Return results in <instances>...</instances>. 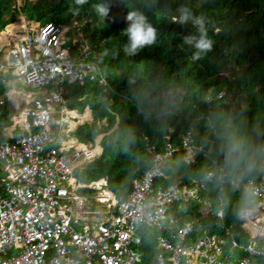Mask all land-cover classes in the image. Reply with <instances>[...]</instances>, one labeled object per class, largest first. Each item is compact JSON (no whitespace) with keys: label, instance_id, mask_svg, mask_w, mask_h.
Listing matches in <instances>:
<instances>
[{"label":"built area","instance_id":"2783aa9c","mask_svg":"<svg viewBox=\"0 0 264 264\" xmlns=\"http://www.w3.org/2000/svg\"><path fill=\"white\" fill-rule=\"evenodd\" d=\"M22 19L0 45V83L25 87L15 88L22 98L13 97V110L0 109V264H264V156L256 176H231L229 158L211 155L215 135L198 139L186 128L176 142L169 126L159 146L143 135L151 163L125 193L111 192L103 177L80 182L74 171L96 155L95 143L84 148L68 138L77 118L64 105L65 85L89 79L109 93L106 72L78 22ZM5 102L0 92V108ZM176 151L187 163L199 153L208 158L204 174L156 185ZM216 182L245 195L240 229L230 224L208 232L198 217L176 223L175 204L195 202L208 215ZM84 185L93 191H80ZM216 214L222 217L223 208ZM143 226L166 229L156 237L151 260L139 249Z\"/></svg>","mask_w":264,"mask_h":264},{"label":"trees","instance_id":"16d2710c","mask_svg":"<svg viewBox=\"0 0 264 264\" xmlns=\"http://www.w3.org/2000/svg\"><path fill=\"white\" fill-rule=\"evenodd\" d=\"M101 2L109 7V17L102 25L82 26L90 30L94 48L100 52L97 61L111 90L102 93L97 82L89 79L72 84L71 90L83 96L76 105L82 108L89 103L94 115V121L81 125L76 132L83 139L80 141L106 133L100 141L101 153L84 168H77V177L83 182L106 177L110 189L125 193L132 177L151 163L142 136L147 134L159 146L169 126L174 128L172 139L176 142L179 132L186 128H194L198 139L215 135L212 157L221 160L227 156L231 176H256V166L264 156V0H88L83 6L76 5L75 0H26L20 7L14 0H0V28L20 13L41 22L87 16L98 19L93 5ZM181 6L206 18L208 36L213 40L212 50L198 61L191 59L194 49L183 43L195 29L191 23L180 25L172 20ZM129 11L145 15L158 30L157 42L134 56L123 51L127 37L122 33L128 26ZM15 25L19 23L10 28ZM5 41L0 40V45ZM232 67L239 71L233 79L220 77L222 70ZM228 93L242 95L244 106L235 108ZM116 115L117 126L110 130ZM103 117L107 124L97 126L95 120ZM208 161L199 153L195 161L187 163L182 152L176 151L165 166L167 177H158L155 183L167 185L178 178L189 182L204 174ZM85 190L93 191L90 187ZM244 196L239 189L229 184L220 187L216 182L209 192L208 216L201 215L195 202L183 208L175 205L173 212L179 223L198 217V224L208 232H223V226L230 224L239 230L238 209L245 204ZM220 207L222 217L216 214ZM162 230L141 227L139 249L147 260L153 259L154 243ZM243 237L238 235L239 240Z\"/></svg>","mask_w":264,"mask_h":264},{"label":"clouds","instance_id":"9594fccd","mask_svg":"<svg viewBox=\"0 0 264 264\" xmlns=\"http://www.w3.org/2000/svg\"><path fill=\"white\" fill-rule=\"evenodd\" d=\"M87 2H88V0H75V4L80 5V6L85 5ZM16 7H20V6H16ZM93 8H94L97 16L100 17L102 20L109 17L110 9L105 3H103V2L96 3L93 5ZM178 13H179L178 15L172 17V20L174 23H177L180 25H185V24L191 23V25L195 29V32L193 34L187 35L183 38V43L185 45L191 46L194 49L192 56H191V59L193 61H198V60L202 59L203 56H205L213 48V40L210 39L208 36V30L206 27V18L202 15L201 16L194 15L190 9H188L187 7H183V6H181L178 9ZM28 19L31 20V18H28ZM83 19L78 20L76 18H72L71 20H67L64 22H57V23H69V24H71L73 21L78 22L80 24L81 30L84 33H86V36L88 38V42L91 45H94V43H92V41L90 39L89 31L83 29V26H82V25H84L82 23ZM48 21H51V20H48ZM126 21L128 22V26L123 30V33H122L123 35H125L127 37V43H125V45L123 46V51L126 55H128V56L137 55L139 53V51H141L146 46L154 45L157 42L158 30L152 23L149 22L148 18L145 15L138 13L136 11H129L126 15ZM38 22H41V21H38ZM41 23H43V22H41ZM6 25H4L2 28H4ZM2 28H0V29H2ZM95 52L98 53L99 51L95 50ZM103 93H105V92H103ZM220 96L217 95V97H220ZM117 118H118V116L116 115V119ZM167 132H168V128L166 130V133ZM90 140L92 142H94L95 137L91 138ZM142 141H143V136H142ZM153 142H155V141H153ZM160 142H161V140H160ZM94 143L96 145L97 141H95ZM101 151H102V149L100 150V153H101ZM228 164H229V162H228ZM100 178H102V177H100ZM100 178H98V179H100ZM103 178H105L107 181L106 177H103ZM98 179H95V180H98ZM178 179H180V178H178ZM95 180H91V181H95ZM109 190L111 192H113L114 194L118 195L112 189H109ZM175 205L177 206V204H175ZM175 205H174V207H175ZM177 208H179V207H177ZM172 212H173V207H172ZM172 214L176 218V221H177L176 223H179L178 218H177V216H175L174 212ZM185 221H187V220H185ZM157 229H163L162 231L164 233L166 231L165 228H157Z\"/></svg>","mask_w":264,"mask_h":264},{"label":"crops","instance_id":"0c3cea01","mask_svg":"<svg viewBox=\"0 0 264 264\" xmlns=\"http://www.w3.org/2000/svg\"><path fill=\"white\" fill-rule=\"evenodd\" d=\"M22 18H24V19H28V17L25 15V14H19L18 15V17H17V19H15V20H13V21H11V22H19V21H22L23 19ZM31 20H33V21H35V19H32L31 18ZM37 22H38V20H36ZM11 22H9V23H11ZM24 22V21H23ZM22 22V23H23ZM9 23H7V24H9ZM15 26H19V25H15ZM7 30H8V27H7ZM9 31V30H8ZM88 31H90V30H88ZM10 33V32H9ZM90 41V40H89ZM98 51V50H97ZM98 54V56L100 57V52H98L97 53ZM11 77H13V76H11ZM72 84H74V83H67L66 85H65V89H66V101H65V107L67 108V109H69V110H71L72 112H73V115L74 116H76V118L77 119H74V122H76V124L70 129V132L68 133V138L70 137H73L74 139H76L77 141L79 140V142H82V141H80V140H83V139H80V138H78V136L76 135V132L78 131V129H79V127L81 126V125H83V124H86V123H91L92 121H94V115H93V110H92V108H91V106H90V104L89 103H85L84 104V106L82 107V108H79L77 105H76V102H78L83 96H78V95H76V94H74V93H72V90H71V86H72ZM16 87H18L20 90L21 89H23V88H25L20 82H18V81H16V82H7V83H0V92L1 93H3L5 96H6V102L3 104V106L0 108V109H3L4 111V113L5 114H7V113H9L11 110H13L14 109V105H15V102H14V100H13V97H18V100H21V98H22V95L21 94H19L18 95V93H17V90L15 89ZM22 92V91H21ZM101 92H102V90H101ZM103 93V92H102ZM72 96H74V98H72ZM72 100L71 101V104H69L68 102H69V100ZM112 101V100H111ZM89 109V111H90V115H91V119H89V120H83V118H80L77 114H80V113H83L86 109ZM0 118H1V116H0ZM96 121V123H97V126H101V125H105V124H107V122H106V117H103V118H101V119H96L95 120ZM103 121H105L106 123H104ZM117 121H118V118L116 119V121H115V123L113 124V126L110 128V130H112L114 127H116L117 126ZM100 133H103V132H100ZM106 132H104L103 134H105ZM99 134V133H98ZM103 134H101L100 135V137H99V139H98V141H97V144L100 146V149H97V150H95V152H96V155L91 159V160H87V162H85L84 163V165L82 166V167H77V168H84L89 162H91L94 158H96L98 155H99V153H100V150L102 149V147H101V144H100V141H101V138H102V136H103ZM97 135V134H96ZM89 140L91 139V138H88ZM84 140H86V139H84ZM94 141H96V139L94 140ZM83 143H85V144H88V146H90V143H91V141H87V142H83ZM96 146V145H95ZM76 168V169H77ZM75 169V170H76ZM74 173H75V171H74ZM76 175V174H75ZM77 176V175H76ZM78 178V177H77ZM79 181L80 182H83L82 180H80L79 179ZM90 182H92V181H90ZM84 184H87V183H89V182H83ZM86 187H89V186H87V185H84V186H82V187H80L81 188V190L80 191H82V192H87V191H89V190H85L86 189ZM91 188V187H90ZM106 188H109V186H108V184L106 185ZM110 189V188H109ZM206 216H208V215H206ZM238 218H239V216H238ZM198 226H203V225H198ZM223 230H224V228H223ZM155 244V243H154ZM143 253V252H142Z\"/></svg>","mask_w":264,"mask_h":264},{"label":"rangeland","instance_id":"374dc122","mask_svg":"<svg viewBox=\"0 0 264 264\" xmlns=\"http://www.w3.org/2000/svg\"><path fill=\"white\" fill-rule=\"evenodd\" d=\"M25 1L26 0H14V2H15V5L16 6H21V5H23L24 3H25ZM112 2H114V3H118L119 2V0H111ZM21 15L23 14V13H20ZM103 22V20L100 18V17H98V19H94V18H92L91 16H87V17H84V19L82 20V23L83 24H87V25H89L90 27H94L95 25H102L101 23ZM13 24H15V23H13ZM12 24V25H13ZM14 28L12 27V30H13ZM239 71H238V69L237 68H234V67H232V68H229V69H226V70H222L221 72H220V77L221 78H223V77H227V78H229V79H233L235 76H236V74L238 73ZM204 78H206V76H204L203 77V79ZM228 100L233 104V106L235 107V108H238V109H241L243 106H244V98H243V96L242 95H233L232 93H228ZM104 133V132H103ZM103 133H99V134H97L96 136H95V139H96V141H98V139H99V137H100V135L101 134H103ZM95 142V141H94ZM96 145H98V144H96ZM99 146V145H98ZM79 179V178H78Z\"/></svg>","mask_w":264,"mask_h":264},{"label":"bare ground","instance_id":"6f19581e","mask_svg":"<svg viewBox=\"0 0 264 264\" xmlns=\"http://www.w3.org/2000/svg\"><path fill=\"white\" fill-rule=\"evenodd\" d=\"M23 22V21H22ZM13 23H15V24H17V23H19L18 21L17 22H13ZM13 23H10L11 25L13 24ZM10 24H8V25H10ZM24 24V23H23ZM8 25L5 27V29L4 30H2V31H0V40H2L3 38H6V41L8 40V38H7V36H6V34L8 33V32H10V33H12V32H14V31H16V28H18L19 26H14V29L12 30L11 28H10V26H9V28H8V30H7V27H8ZM10 33H8V34H10ZM5 41V42H6ZM4 42V43H5ZM3 44V43H2ZM1 44V45H2ZM80 118H83V120H89V119H91V115H90V111H89V109L87 108L83 113H80V114H77ZM70 124H71V126H74L75 124H76V122H74V121H71L70 122ZM78 146H82V147H84V148H88L89 146H88V144H85V143H83V142H78ZM98 145H96L95 147H94V150H97L98 149Z\"/></svg>","mask_w":264,"mask_h":264},{"label":"water","instance_id":"95a60500","mask_svg":"<svg viewBox=\"0 0 264 264\" xmlns=\"http://www.w3.org/2000/svg\"><path fill=\"white\" fill-rule=\"evenodd\" d=\"M72 98H74V96H72ZM71 101H72V100L70 99L68 103L71 104Z\"/></svg>","mask_w":264,"mask_h":264}]
</instances>
